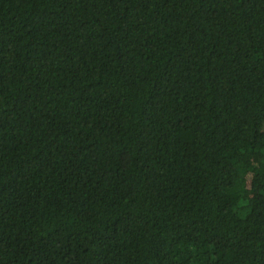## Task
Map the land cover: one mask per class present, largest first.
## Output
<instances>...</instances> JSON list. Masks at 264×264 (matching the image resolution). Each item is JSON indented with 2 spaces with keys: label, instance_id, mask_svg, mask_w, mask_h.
Here are the masks:
<instances>
[{
  "label": "trees",
  "instance_id": "trees-1",
  "mask_svg": "<svg viewBox=\"0 0 264 264\" xmlns=\"http://www.w3.org/2000/svg\"><path fill=\"white\" fill-rule=\"evenodd\" d=\"M0 264H264V0H0Z\"/></svg>",
  "mask_w": 264,
  "mask_h": 264
}]
</instances>
